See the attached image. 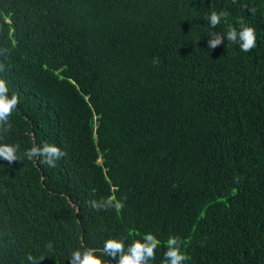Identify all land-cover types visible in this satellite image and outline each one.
I'll return each instance as SVG.
<instances>
[{
    "label": "trees",
    "instance_id": "16d2710c",
    "mask_svg": "<svg viewBox=\"0 0 264 264\" xmlns=\"http://www.w3.org/2000/svg\"><path fill=\"white\" fill-rule=\"evenodd\" d=\"M241 19L255 48L208 49ZM0 64L20 99L0 142L67 153L0 160V264L147 233L150 264L170 236L185 264H264V0H0Z\"/></svg>",
    "mask_w": 264,
    "mask_h": 264
},
{
    "label": "clouds",
    "instance_id": "9594fccd",
    "mask_svg": "<svg viewBox=\"0 0 264 264\" xmlns=\"http://www.w3.org/2000/svg\"><path fill=\"white\" fill-rule=\"evenodd\" d=\"M228 13L224 10L212 11L207 17V21L212 28L219 25ZM225 39L233 44H239L241 51L249 52L256 47V30L241 19L239 29L229 26L226 34L211 32L207 41L209 50L215 49L224 43ZM4 70V65L0 64V71ZM20 99L17 94L9 96L7 81L0 78V141H3V134L8 133L12 124L10 117L17 109ZM19 144L0 142V160L7 161L8 165L26 158L29 161L39 160L49 167H56V162L67 153L60 147L52 143L33 144L23 152V156L18 155ZM96 211L107 210L109 208L120 211L124 207L123 200H118L115 195L99 200L87 202ZM161 242L152 233H147L141 239H134L127 247L123 237H111L103 242L102 247H89L83 242L80 247L71 252L70 264H111V260L116 264H150L155 260L156 251ZM47 249H52L53 244L49 242ZM45 257L27 254L28 264H40ZM189 257L182 251V241L179 236H170L167 240V250L164 252L162 264H185Z\"/></svg>",
    "mask_w": 264,
    "mask_h": 264
}]
</instances>
